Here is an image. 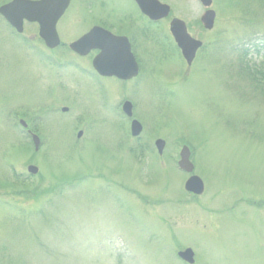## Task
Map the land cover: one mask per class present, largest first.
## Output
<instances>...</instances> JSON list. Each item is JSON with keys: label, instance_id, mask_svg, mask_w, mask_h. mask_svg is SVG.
I'll return each instance as SVG.
<instances>
[{"label": "rangeland", "instance_id": "1", "mask_svg": "<svg viewBox=\"0 0 264 264\" xmlns=\"http://www.w3.org/2000/svg\"><path fill=\"white\" fill-rule=\"evenodd\" d=\"M78 1L66 21L69 36L83 29L74 17ZM114 1L134 5L132 0ZM165 1L173 9L159 26L148 29L146 19L134 16V52L140 62L148 65L146 59L157 51L154 47L141 54L138 39L160 40L173 16L185 22L194 38L207 39V46L184 76V62L163 65L160 80L173 84L166 104H157L161 89H139L137 116L145 133L134 140L128 123L121 132L120 123L110 121L113 115L104 113L105 120L95 110L98 100H84L78 105L81 114L65 117L50 113L52 106L59 113L67 105H52L63 93H55L51 102L42 92L38 103L36 88L53 81L51 70H44L42 56L41 63L33 61L36 54L20 48L0 16V264H187L176 255L187 247L195 252L194 264H264V68L240 62L236 74L229 47L264 37V0H211V30L197 22L205 10L199 0ZM79 15L82 21L113 28L125 24L97 7ZM24 31L36 33L26 24ZM31 41L37 49V40ZM62 74L67 81L70 76ZM65 95L70 104L85 96L74 97L69 87ZM6 107L13 109L9 121L1 117ZM159 112L168 117L154 116ZM19 119L42 134L37 152L25 143L21 128L14 127ZM78 131L81 140L76 139ZM124 137L121 144L131 153L120 159ZM157 138L166 142L165 156L139 152L140 143L148 146L151 140L152 147ZM73 143L81 147L73 149ZM182 146L193 152L192 174L206 183L207 193L200 201L186 195L192 200L172 205L189 178L173 168ZM146 157L149 166L139 172ZM28 165L38 168L36 175L27 174ZM102 177L117 187L103 183ZM244 211L247 215L240 216ZM118 234L134 244L135 262L129 261L130 246L118 244L106 251L113 240L100 238ZM137 250L144 253L141 260Z\"/></svg>", "mask_w": 264, "mask_h": 264}, {"label": "flooded vegetation", "instance_id": "2", "mask_svg": "<svg viewBox=\"0 0 264 264\" xmlns=\"http://www.w3.org/2000/svg\"><path fill=\"white\" fill-rule=\"evenodd\" d=\"M95 7L101 10L104 9L109 10L110 12L117 15L119 21H122V23L125 22V24L121 25L120 27L113 28L111 26L110 27L106 26V23L96 22L95 20L93 22L87 23V27H86L87 30L92 28L93 26H99L109 31L112 35L116 37H120L123 41L122 40L120 41L121 44L119 46H115V45L112 46L109 43H102L104 49H106L107 45L113 47L110 50H107L111 54L109 60L106 62V64L103 62L101 64V68L103 70L104 75H100L93 68V60L96 57V55L101 52V50L91 49L83 57L84 60L83 67L85 69V74H86L85 75L86 76L85 94L87 95L86 99L92 100L93 98L96 97L99 98L97 105H99L100 109L103 110L104 106L106 105V102L116 97L117 109H119V111L121 110L122 103L124 101H129L131 103V108H132V116H133L132 119H134V94H135V89L138 87V81H137L138 79H134V60L136 61L137 65H139L137 76L140 74L142 70V65L140 62L141 59H139L137 54L134 52V10L132 11L134 7L131 5V2H124V1H120V4L116 5V1L114 0L100 1L96 3ZM16 35H18L19 40H23V38L25 40H31V38H34V35H27L26 33H21ZM36 36L39 39L40 44L42 45V42L38 34ZM68 41L69 40L66 39L63 40L62 38H60V45L58 47L59 48L62 47L64 45L63 43L66 42L68 43ZM143 46L147 48L146 44H143ZM59 48H56L50 52H56L59 50ZM141 50H142L141 54H145V52L148 51L149 52L154 51V50H145V49H141ZM123 55L125 59L123 58ZM59 67L60 66L57 65L52 70L51 75L53 81H49L48 84L42 89L36 88V92L40 94L39 95L40 99H38L39 100L38 103H41L43 101V99H41L42 92H46L45 96L49 101H51V99L53 100V95L58 92L64 94L62 97L64 101L70 100V97L66 98L65 95V91L67 87L63 86L61 89H59L58 81L55 80L64 77L63 75L58 73L60 70L57 68ZM117 70L126 77L123 78L121 76V78H117L116 75L113 74L108 75L107 73V72H114ZM51 86H53L55 89L52 90ZM48 96H50L51 98H48ZM35 106L37 107V103L35 104ZM3 110L5 109H2V111ZM59 111L64 114L65 112L66 113L70 112L69 107L67 106H61V108H59ZM11 113L12 110L10 108L6 109V112L3 114L2 119L9 121ZM29 119L36 120L37 116H35V118H28L27 120ZM21 120L22 119H19L18 123L20 124V127H22L21 129L24 131L27 137L30 138L32 134H35L37 136L40 135L39 129L38 131L34 130L32 127H30L28 122H25L24 120H23L24 124H21L20 122ZM48 120L49 119H47V122ZM6 129H10V128H6Z\"/></svg>", "mask_w": 264, "mask_h": 264}, {"label": "water", "instance_id": "3", "mask_svg": "<svg viewBox=\"0 0 264 264\" xmlns=\"http://www.w3.org/2000/svg\"><path fill=\"white\" fill-rule=\"evenodd\" d=\"M57 1H58V0H57ZM24 7H26V6H24ZM34 8L36 9V7H34ZM31 15L34 16L33 10H32V14H31ZM182 154H183V152H182ZM181 167H183L186 171H189V169H190V167H189L188 165H186L185 163L183 164V166H182V164H181ZM187 186H188L189 188H191V184L188 183ZM193 191L197 192L198 189H194ZM182 257H183L186 261L191 262V256H190L189 252L186 253V254H183Z\"/></svg>", "mask_w": 264, "mask_h": 264}]
</instances>
